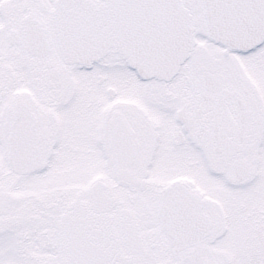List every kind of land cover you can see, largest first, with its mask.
Here are the masks:
<instances>
[{
	"label": "snow or ice",
	"instance_id": "obj_1",
	"mask_svg": "<svg viewBox=\"0 0 264 264\" xmlns=\"http://www.w3.org/2000/svg\"><path fill=\"white\" fill-rule=\"evenodd\" d=\"M0 264H264V0H0Z\"/></svg>",
	"mask_w": 264,
	"mask_h": 264
}]
</instances>
